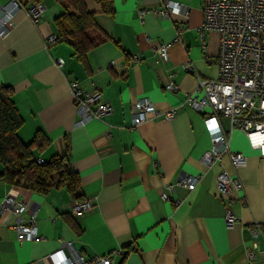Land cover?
Wrapping results in <instances>:
<instances>
[{
	"label": "crops",
	"instance_id": "0c3cea01",
	"mask_svg": "<svg viewBox=\"0 0 264 264\" xmlns=\"http://www.w3.org/2000/svg\"><path fill=\"white\" fill-rule=\"evenodd\" d=\"M173 1L181 5L180 13L163 14L164 0H84L107 39L83 57L75 54L71 39L49 41L58 35L59 2L43 0L37 23L23 8L28 4L13 13L8 34L0 36V89L11 90L22 118L17 135L24 143L39 130L48 137L44 150H34L35 158L67 149L79 177L76 194L91 198L93 208L74 217L71 202L77 198L66 187L42 194L0 179V203L13 192L27 206L19 219L28 222L33 213L37 231L35 240H18L9 224L15 216L0 217V264H51L47 255L58 248L67 252L69 243L90 259L87 264H102L96 257L104 255L112 264H264V156L219 117L228 151L209 167L201 162L211 146L207 112L182 99L198 77L218 76L219 36L200 35L203 0ZM164 41H171L168 58L156 62L155 49ZM73 79L85 91L100 90L112 112L75 125L68 85ZM169 79L176 91L166 89ZM140 96L160 110L174 107L175 116L153 117L131 130L132 106ZM229 151L243 153L245 163L234 167ZM222 169L242 182L229 198L216 186ZM195 173L201 177L191 190L181 180ZM162 192L169 199H162ZM226 206L237 217L231 227L224 221ZM252 248L250 262L246 252Z\"/></svg>",
	"mask_w": 264,
	"mask_h": 264
},
{
	"label": "built area",
	"instance_id": "2783aa9c",
	"mask_svg": "<svg viewBox=\"0 0 264 264\" xmlns=\"http://www.w3.org/2000/svg\"><path fill=\"white\" fill-rule=\"evenodd\" d=\"M23 7L19 0H10L0 5V36L9 32V25L13 13ZM33 23H37L43 16L45 6L43 1H32L23 7ZM201 9L203 21L199 27L200 35L205 37L208 31H215L219 36L216 64L218 76L216 78H197V85L191 92L185 93L182 104L190 106L199 112H207L204 122L211 137V146L201 157V162L209 167L219 155L228 151L225 132L218 123L219 117H226L230 125L242 131L251 148L264 156V0H203ZM181 5L177 1L164 0L163 14L180 13ZM145 9L140 10L143 15ZM187 16V11L182 12ZM180 33V28L176 36ZM49 41L55 42V36H49ZM204 41V40H203ZM204 43V42H203ZM171 41L160 43L156 49L155 61L168 58ZM138 60V55H134ZM59 63L62 59H58ZM69 91L77 110L75 125H84L91 119H100L112 112V105L103 99L98 89L85 91L77 80H69ZM166 89L176 91L178 85L172 80L166 83ZM132 117L129 124L131 130L145 120L153 117L172 119L176 109L160 110L148 96L138 97L132 106ZM208 109L209 111H207ZM230 161L234 167L243 165L246 156L241 152L229 151ZM43 157H37L38 163L44 162ZM201 173H195L181 181L189 189L197 187ZM216 186L221 197L229 198L231 193L242 189V182L235 176L229 175L224 169L216 175ZM168 188L171 184L167 185ZM162 199H169L165 192ZM93 208L91 198L73 199L71 215L83 216ZM27 209L22 200H18L13 192H8L0 203V217L8 219L14 215L15 219L9 223L15 229L18 240L37 239L34 214L31 213L28 222L19 219L20 213ZM237 220L231 206H226L224 221L231 227ZM252 233H256L252 229ZM66 252L63 248L55 249L47 256L51 264H87L90 259L85 258L69 243ZM254 246V245H253ZM253 248L246 252V259L254 258ZM102 264H112L108 255L99 256Z\"/></svg>",
	"mask_w": 264,
	"mask_h": 264
},
{
	"label": "trees",
	"instance_id": "16d2710c",
	"mask_svg": "<svg viewBox=\"0 0 264 264\" xmlns=\"http://www.w3.org/2000/svg\"><path fill=\"white\" fill-rule=\"evenodd\" d=\"M32 1L43 0H19L22 6ZM55 1L63 7V11L54 19L58 33L56 40L71 39L77 56L83 57L107 39L97 26L93 13L86 9L84 0ZM21 122L22 118L11 99V90L3 86L0 89V179L42 194L64 186L73 198H81V195L76 194L79 177L70 167L67 149L63 154L38 163L34 150H44L49 139L39 130L30 142H22L17 135Z\"/></svg>",
	"mask_w": 264,
	"mask_h": 264
}]
</instances>
